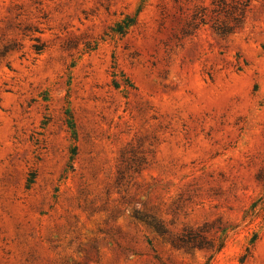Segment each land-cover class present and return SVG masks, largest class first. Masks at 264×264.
<instances>
[{"label":"rangeland","instance_id":"374dc122","mask_svg":"<svg viewBox=\"0 0 264 264\" xmlns=\"http://www.w3.org/2000/svg\"><path fill=\"white\" fill-rule=\"evenodd\" d=\"M0 264H264V0H0Z\"/></svg>","mask_w":264,"mask_h":264},{"label":"trees","instance_id":"16d2710c","mask_svg":"<svg viewBox=\"0 0 264 264\" xmlns=\"http://www.w3.org/2000/svg\"><path fill=\"white\" fill-rule=\"evenodd\" d=\"M33 182H34V180H30L29 185L32 184Z\"/></svg>","mask_w":264,"mask_h":264}]
</instances>
